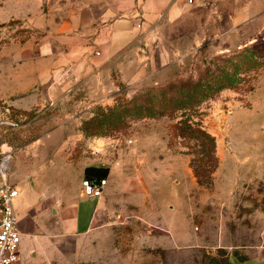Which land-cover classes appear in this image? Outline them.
Returning <instances> with one entry per match:
<instances>
[{
    "label": "crops",
    "instance_id": "1",
    "mask_svg": "<svg viewBox=\"0 0 264 264\" xmlns=\"http://www.w3.org/2000/svg\"><path fill=\"white\" fill-rule=\"evenodd\" d=\"M41 1L34 21L42 40L21 48L14 65L0 70V100L47 115L44 132L24 144L30 149L16 157L10 173L19 190V264H90L101 237L107 256L116 232L135 224L141 239L153 238L150 229H166L175 208L166 212L152 199L155 187L140 171L130 174L120 161L70 157L62 147L90 143L84 123L99 104L114 100L118 83L133 87L202 46L223 53L254 43L264 31V0H68L61 21L55 18L63 7ZM56 114L65 120L57 122ZM88 167L109 169L98 199L82 194L80 177ZM181 232L187 238L184 229L174 237ZM260 242L257 260L264 259Z\"/></svg>",
    "mask_w": 264,
    "mask_h": 264
},
{
    "label": "rangeland",
    "instance_id": "2",
    "mask_svg": "<svg viewBox=\"0 0 264 264\" xmlns=\"http://www.w3.org/2000/svg\"><path fill=\"white\" fill-rule=\"evenodd\" d=\"M56 1L63 9L55 20H65L70 2ZM41 9V0H0V70L14 65L13 56L21 48L42 40L34 21ZM263 36L264 31L245 50L217 53L202 46L133 87L118 83L114 100L99 104L89 118L90 143L82 141L70 151L62 147L61 152L70 157L107 164L120 161L130 174L140 171L145 184L155 187L152 199L166 212L175 208L168 233L150 229L153 238L141 239L140 226L129 224L116 232L107 256L103 237L95 242L101 249L90 264L257 260L254 252L264 239ZM254 46L260 50L253 52ZM197 82L207 86L195 91V105L179 107L177 101L185 94L179 91L181 85ZM193 91L189 88L187 96ZM57 116V122L65 120L63 115L53 117ZM46 118L38 109L23 112L0 100V156L9 153V174L14 172L16 157L30 149L24 144L44 132ZM186 125L195 128V136L180 129ZM201 133L210 135L214 143ZM213 159L216 169H211L213 164L206 167L213 172L212 181L200 185L193 162L199 166L198 162ZM180 205H185L186 215ZM183 215L188 218L185 223ZM179 229L187 232V238L182 232L174 237ZM155 234L165 238L159 241Z\"/></svg>",
    "mask_w": 264,
    "mask_h": 264
},
{
    "label": "built area",
    "instance_id": "3",
    "mask_svg": "<svg viewBox=\"0 0 264 264\" xmlns=\"http://www.w3.org/2000/svg\"><path fill=\"white\" fill-rule=\"evenodd\" d=\"M194 0H188L192 4ZM9 153L0 156V264H19V244L21 235L15 214V200L19 196L17 186L10 181ZM107 180L84 178L81 183L82 194L88 199L102 196ZM264 196V193H263Z\"/></svg>",
    "mask_w": 264,
    "mask_h": 264
},
{
    "label": "trees",
    "instance_id": "4",
    "mask_svg": "<svg viewBox=\"0 0 264 264\" xmlns=\"http://www.w3.org/2000/svg\"><path fill=\"white\" fill-rule=\"evenodd\" d=\"M263 39H264V36H263ZM258 42V39H256V41L250 45H247V46H243L241 47L240 49H237V50H242V49H246V48H251L254 44H256ZM253 52L254 51H258L260 50V47L258 46H254L252 48ZM235 51V50H233ZM230 52V51H229ZM251 55V53H250ZM251 67V66H249ZM207 85L206 84H201L200 82H197L196 84H183L181 85L180 87V90L182 93H185L183 95V99H180L177 101V105H181L179 107H184V106H188V107H192L195 105L194 103V100L192 99L195 91L201 89L202 87H206ZM189 88L190 89H194V91L191 93L190 96H187L189 95L190 93H188L189 91ZM208 88V87H207ZM175 89V88H174ZM209 89V88H208ZM163 93H166V92H163ZM170 101V99H169ZM97 109V108H96ZM92 120L89 119V121H86L84 123V126H83V132H85L86 134L88 133V129L90 128V126H92L93 123H91ZM182 124H185V123H180V125ZM95 126V125H94ZM182 129L185 133H189L190 135L193 134V136H195L197 133V131L195 130V128L192 127V125H186L184 128H180ZM203 134V137L207 140V142L213 144L214 143V140L213 138L208 135V134H205V133H201ZM216 163L215 159L213 160H208L206 162H203V163H199L198 162V165L197 166L196 162H193V167H194V172H195V177L197 178L198 180V183L200 185H203L204 183H210L212 181V170H206V167L209 166L210 164H213V166H211V169H216V165H214ZM109 174V169L108 168H103V167H100V168H96V167H88L85 169V172H84V177L87 178V179H97V180H103V179H106L107 176Z\"/></svg>",
    "mask_w": 264,
    "mask_h": 264
},
{
    "label": "water",
    "instance_id": "5",
    "mask_svg": "<svg viewBox=\"0 0 264 264\" xmlns=\"http://www.w3.org/2000/svg\"><path fill=\"white\" fill-rule=\"evenodd\" d=\"M229 264H264V259L263 260H252V261L242 262L235 257H231L229 260Z\"/></svg>",
    "mask_w": 264,
    "mask_h": 264
}]
</instances>
